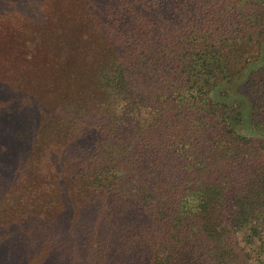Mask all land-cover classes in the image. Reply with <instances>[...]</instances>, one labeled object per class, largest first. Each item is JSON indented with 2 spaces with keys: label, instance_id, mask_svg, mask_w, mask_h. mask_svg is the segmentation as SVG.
<instances>
[{
  "label": "trees",
  "instance_id": "1",
  "mask_svg": "<svg viewBox=\"0 0 264 264\" xmlns=\"http://www.w3.org/2000/svg\"><path fill=\"white\" fill-rule=\"evenodd\" d=\"M43 1L91 38L23 103L0 21V264H264V0Z\"/></svg>",
  "mask_w": 264,
  "mask_h": 264
},
{
  "label": "rangeland",
  "instance_id": "2",
  "mask_svg": "<svg viewBox=\"0 0 264 264\" xmlns=\"http://www.w3.org/2000/svg\"><path fill=\"white\" fill-rule=\"evenodd\" d=\"M43 2V0H0V21L2 22V30L5 31V25L9 26L12 24L19 29L21 28L24 33L23 36L18 37V39L12 38V40L1 41L4 57L8 59L11 57H13V59L18 58L27 72L37 74L32 81V83H35V86L32 87V91L36 92V94L30 92V90L27 91L25 95L22 94V91L10 94V97L15 94V97L23 101V103L27 99H31L30 94H32L34 97L33 99L41 97L40 101L43 103L48 102V104H52L55 97L57 98L59 94H64L66 89L73 85L72 79L74 75H82L85 72L83 67L85 59L81 61L80 54H84L88 51L86 48L89 46L88 37L90 36H88L89 33L81 35V31L76 28L78 25L77 20L80 19L79 15H83L80 8L78 6H73L65 11V14L60 13L58 15L60 19L55 17L57 24L56 40L59 39L61 42H64L61 43L62 47H64L66 43L67 48L71 49L67 57L69 61H65L64 63L56 56L57 52L55 48H53V41L55 39H51L46 35L47 28L39 21L41 18H49L55 14V8L53 7H49L50 10L44 11V7L47 6H44ZM20 21L23 22L21 26H19ZM58 21L60 23H58ZM84 28H87L88 32H91V28L87 27V25H84ZM48 29H53L52 23L49 24ZM38 34L40 35V39H36ZM16 45L20 47L15 48ZM77 47L78 49L75 50ZM52 63L62 67L63 72L59 70L58 73L62 72L63 76H57L55 73V65ZM14 69V73L20 75L18 72L19 67L15 66ZM22 72L23 71H21V73ZM58 80L61 81L59 82ZM0 98L6 101V99H8L7 93H0ZM33 104L32 102V105ZM30 108H32V110L35 109L33 107ZM28 112L31 113V110H28ZM42 114L47 115L44 119L48 120V115L52 113L50 111H43ZM42 119L40 115V121ZM50 123H52V121ZM50 123H47V125H50ZM61 129L62 127L57 129V131ZM63 213L65 214L64 211Z\"/></svg>",
  "mask_w": 264,
  "mask_h": 264
}]
</instances>
